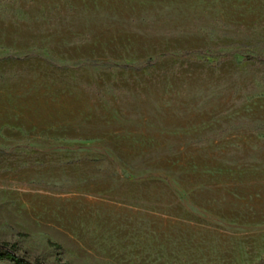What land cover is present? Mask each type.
<instances>
[{"label":"rangeland","instance_id":"374dc122","mask_svg":"<svg viewBox=\"0 0 264 264\" xmlns=\"http://www.w3.org/2000/svg\"><path fill=\"white\" fill-rule=\"evenodd\" d=\"M2 241L264 264V0H0Z\"/></svg>","mask_w":264,"mask_h":264},{"label":"trees","instance_id":"16d2710c","mask_svg":"<svg viewBox=\"0 0 264 264\" xmlns=\"http://www.w3.org/2000/svg\"><path fill=\"white\" fill-rule=\"evenodd\" d=\"M3 257L10 258L18 264H43L40 261H31L22 256L16 246L7 241L0 242V259Z\"/></svg>","mask_w":264,"mask_h":264}]
</instances>
